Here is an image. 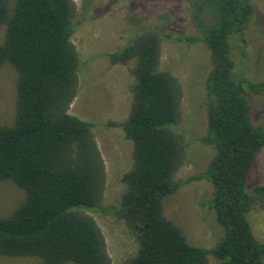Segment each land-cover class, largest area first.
Listing matches in <instances>:
<instances>
[{"label": "trees", "instance_id": "1", "mask_svg": "<svg viewBox=\"0 0 264 264\" xmlns=\"http://www.w3.org/2000/svg\"><path fill=\"white\" fill-rule=\"evenodd\" d=\"M195 35L139 30L120 49L105 55L111 66L134 62L133 100L121 127L133 143V168L123 175L119 205L103 207L105 162L93 125L70 113L79 91L82 61L72 40L77 28L74 0H0V67L17 73L16 116L0 117V182L12 181L25 200L0 218V255L37 257L45 264H111L106 239L88 212L115 216L135 235L139 249L125 264H264V243L247 214L253 197L247 179L264 148V126L252 119L249 94H264V81L235 76L231 40L255 15L252 0H189ZM203 41L213 58L206 80L207 133L215 153L208 168L185 181L173 177L185 145L173 131L181 87L159 68L162 42ZM208 180L209 206L224 235L213 249L189 244L182 229L164 215L165 199L181 186ZM264 195V186L254 189Z\"/></svg>", "mask_w": 264, "mask_h": 264}, {"label": "rangeland", "instance_id": "2", "mask_svg": "<svg viewBox=\"0 0 264 264\" xmlns=\"http://www.w3.org/2000/svg\"><path fill=\"white\" fill-rule=\"evenodd\" d=\"M16 0H9L13 9ZM77 28L72 40L79 52L82 68L79 91L70 113L90 122L105 162L106 184L101 206L119 205L126 190L122 178L134 166L133 143L124 130L111 123L124 122L131 110L134 62L111 66L105 55L123 47L139 30H164L181 35H195L189 0H74ZM255 15L241 36L231 40L236 61L235 76L249 81H264V0H252ZM6 27H0V43ZM213 67L210 49L203 41L190 46L165 38L159 68L178 81L182 98L177 125L173 131L185 145L183 163L174 182L185 181L203 173L215 153L201 142L207 133L208 98L206 80ZM252 119L264 126V94H249ZM17 73L8 63L0 67V117L12 125L16 116ZM264 128V127H263ZM264 186V148L251 170L246 192L253 197L247 214L255 237L264 243V195L254 189ZM214 187L208 180L192 181L165 199L164 215L177 224L190 245L213 249L224 230L209 206ZM25 200V192L12 181L0 182V218L10 215ZM106 239L111 264H125L136 256L139 242L129 228L115 216L88 212ZM209 264L216 260L209 256ZM0 264H45L37 257H5Z\"/></svg>", "mask_w": 264, "mask_h": 264}]
</instances>
